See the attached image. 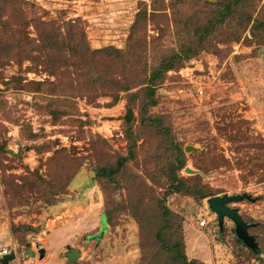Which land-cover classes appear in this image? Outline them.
Instances as JSON below:
<instances>
[{
	"label": "rangeland",
	"instance_id": "rangeland-1",
	"mask_svg": "<svg viewBox=\"0 0 264 264\" xmlns=\"http://www.w3.org/2000/svg\"><path fill=\"white\" fill-rule=\"evenodd\" d=\"M9 1L0 0L8 9L0 21V250L19 254L11 263L38 264L46 249V261L58 253L65 264L72 247L81 253L77 264H158L168 255L163 242L181 240L188 261L264 264V27L235 41V20L218 26L204 51L166 73L145 116L169 127L172 147L141 123L152 71L142 63L158 65L193 45V28L223 0H18V10ZM33 16L61 31L76 22L91 50L132 51L133 60L124 67L66 46L49 60L28 25ZM115 80L131 87L118 102ZM129 94H136L132 124L125 121ZM130 125L139 135L134 156ZM176 146L186 162L179 176L195 195L211 197L169 193L160 169L176 158ZM121 157L129 160L114 181L97 175ZM224 195L247 197L229 206L253 225V242L241 240L229 218L220 226L208 200ZM161 201L174 214L169 221ZM205 217L211 222L202 228Z\"/></svg>",
	"mask_w": 264,
	"mask_h": 264
},
{
	"label": "trees",
	"instance_id": "trees-1",
	"mask_svg": "<svg viewBox=\"0 0 264 264\" xmlns=\"http://www.w3.org/2000/svg\"><path fill=\"white\" fill-rule=\"evenodd\" d=\"M71 1V0H67ZM9 9H17L18 0H10ZM6 6V5H4ZM221 6V10L217 11L215 16L211 19H207V22L202 26L197 25L193 28V31L196 34V41L193 45L181 47L179 50H174L170 55L163 57L161 62L158 65L147 64V61H144L143 70L152 69L147 83L145 86V96L142 100V106L140 109V120L142 124L148 122L150 127L155 129L156 132L164 136V143H168L172 146V134L169 127L161 124V121L158 118H150L145 116L148 113L149 107L156 105V87L163 82L164 77L168 71L180 68L184 62L192 59L197 56L201 51L205 50V46L202 43L205 39L215 32L218 26H228L233 20L239 25V32L235 41H239L242 38V35L249 29L252 37H256L255 30L261 29L264 27V0H223L218 4ZM21 8V7H20ZM8 9L0 6V21H2L3 14L6 13ZM22 11V10H19ZM2 13V16H1ZM11 19V18H10ZM230 19V20H229ZM229 21L228 23H226ZM72 26L71 30L61 31V28L57 26L54 21L52 22H43L41 18L33 16L28 20V25H34L37 28V37L39 41V46L44 52L49 55V60H52L58 52L63 49V46H66L72 53L75 55L76 52L82 50H90L92 57L96 56H113L114 63L119 64L120 66L126 67L130 65V61L133 60L134 52L130 51L125 52L121 49H116L114 47H106L98 50H91L89 43L86 40V34L84 30L76 25V22L70 23ZM75 25V26H74ZM231 25V24H230ZM229 25V26H230ZM76 26L78 27L75 30ZM40 27H43V31L40 30ZM17 39V38H16ZM16 42V41H15ZM52 62V61H51ZM53 68L56 69V66L52 64ZM148 69V70H149ZM147 71V70H146ZM55 73V70H54ZM100 80V78H99ZM116 81V80H115ZM118 85V90L114 93V100L118 102L119 94L118 92H128L130 86L127 84H122L120 81H116ZM136 94H129L127 98V112L125 114V121L128 124H132L135 120L134 110L132 109V102L135 100ZM126 135L129 140V156H134V150L137 144V139L139 135L134 131L132 125L127 128ZM168 147V145H167ZM173 147V146H172ZM177 156L176 158H169L170 161L165 163L160 169V172L166 174L168 177L171 189L169 193H186L187 195L194 196L197 200H205L209 196L204 191H198L195 195V192H192V186H189L180 176L179 172L182 171L186 165L185 158L183 157L184 153L179 146H176ZM174 159V160H173ZM129 160L127 157H121L117 164L112 168H100L97 175L105 178H110L118 175L120 170L124 167L125 163ZM111 179L114 181L115 179ZM79 186V185H78ZM160 209L162 212V218L166 221H169L170 217H174V214L164 205V202L161 201ZM171 215V216H170ZM163 222L164 225H170V223ZM161 229V228H160ZM164 229V228H162ZM160 231V230H159ZM180 235L179 233H177ZM162 249L168 253V255L161 253L160 258L158 259L160 263L165 264H200L198 260L188 261L185 250L184 243L180 241L169 240V242L164 241L162 244ZM161 257L164 258L161 262ZM157 262L158 264H160Z\"/></svg>",
	"mask_w": 264,
	"mask_h": 264
},
{
	"label": "water",
	"instance_id": "water-1",
	"mask_svg": "<svg viewBox=\"0 0 264 264\" xmlns=\"http://www.w3.org/2000/svg\"><path fill=\"white\" fill-rule=\"evenodd\" d=\"M262 53L264 54V47L262 48ZM188 172H190L188 170ZM244 198H247L246 196H229L224 195L222 197H212L208 200V205L210 209L217 215L218 222L220 226H223V222L225 218L231 219L236 226V232L238 237L243 240L245 243L253 242V237L249 235L248 229L252 225H248L241 215L239 214V211L237 208L230 207V203H236ZM42 256H44V250H41ZM65 258L67 259L65 264H77L78 259L81 257V253L72 247H68V251L65 253ZM15 252L12 251L11 254L4 256L1 260V264H9L11 261L15 259Z\"/></svg>",
	"mask_w": 264,
	"mask_h": 264
},
{
	"label": "crops",
	"instance_id": "crops-1",
	"mask_svg": "<svg viewBox=\"0 0 264 264\" xmlns=\"http://www.w3.org/2000/svg\"><path fill=\"white\" fill-rule=\"evenodd\" d=\"M84 181H81L78 185H84V183H83ZM216 197V196H215ZM94 223V219H91V220H87V226H89V225H91V224H93ZM61 237V236H60ZM68 248V247H67ZM41 250H44V256H42V254H41ZM40 250V255H39V257L41 258V260L39 261V263L38 264H60V262H59V259H58V253L56 254H54L53 256H52V258H51V260L50 261H46V258L48 257V253H47V251H46V249H41ZM15 252V251H14ZM31 253V252H30ZM32 255H34V253L32 252ZM15 259L13 260V261H15V260H17L18 261V259H19V254L18 255H16V253H15ZM46 257V258H45ZM45 258V259H44ZM31 259H32V257H31ZM17 263V262H16ZM1 264V263H0ZM9 264H12L11 262L9 263Z\"/></svg>",
	"mask_w": 264,
	"mask_h": 264
},
{
	"label": "built area",
	"instance_id": "built-area-1",
	"mask_svg": "<svg viewBox=\"0 0 264 264\" xmlns=\"http://www.w3.org/2000/svg\"><path fill=\"white\" fill-rule=\"evenodd\" d=\"M200 94H203L204 92L202 90H199ZM211 220L205 217L201 222H200V227L202 228H207L210 225ZM12 250L4 247L0 250V257L3 258L4 256H7L11 254Z\"/></svg>",
	"mask_w": 264,
	"mask_h": 264
},
{
	"label": "flooded vegetation",
	"instance_id": "flooded-vegetation-1",
	"mask_svg": "<svg viewBox=\"0 0 264 264\" xmlns=\"http://www.w3.org/2000/svg\"><path fill=\"white\" fill-rule=\"evenodd\" d=\"M252 226H253V225H252ZM252 226H251V227H252Z\"/></svg>",
	"mask_w": 264,
	"mask_h": 264
}]
</instances>
